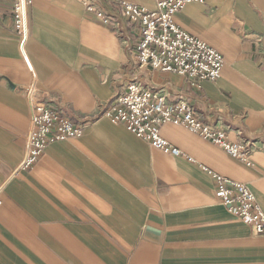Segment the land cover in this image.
<instances>
[{"label":"crops","instance_id":"obj_1","mask_svg":"<svg viewBox=\"0 0 264 264\" xmlns=\"http://www.w3.org/2000/svg\"><path fill=\"white\" fill-rule=\"evenodd\" d=\"M91 1L108 25L78 1L30 0L21 53L15 0H0V264H264V236L220 205L210 175L245 184L264 213V0H204L174 14L224 60L200 88L135 58L138 26L120 4L152 10L165 0ZM31 84L50 110L85 128L23 170ZM132 84L186 102L245 144L250 165L181 126L160 130L174 155L111 123L105 108Z\"/></svg>","mask_w":264,"mask_h":264},{"label":"built area","instance_id":"obj_2","mask_svg":"<svg viewBox=\"0 0 264 264\" xmlns=\"http://www.w3.org/2000/svg\"><path fill=\"white\" fill-rule=\"evenodd\" d=\"M73 1L81 2L86 11L93 13L102 24H109L104 10L93 1ZM29 2L15 0L13 8V25L20 36L21 53L27 36ZM194 2L203 3L204 0H165L157 2L152 10L122 2L120 8L127 22L138 26L139 38L133 51L139 67L182 76L190 86L200 88L202 83L215 82L219 78L224 60L217 51L174 24V14ZM26 97L31 114V131L21 164L24 169L33 166L48 145L79 138L84 130L83 126H72L47 108L33 84L28 87ZM105 116L111 123L121 124L132 135L164 154H179L160 136L161 128L169 124L188 129L250 165L249 149L245 144L230 143L224 132L201 122L186 102L167 104L162 97L139 85L128 86L122 96L107 106ZM211 179L220 205L255 234L264 236V213L250 189L245 184L218 175H211Z\"/></svg>","mask_w":264,"mask_h":264},{"label":"rangeland","instance_id":"obj_3","mask_svg":"<svg viewBox=\"0 0 264 264\" xmlns=\"http://www.w3.org/2000/svg\"><path fill=\"white\" fill-rule=\"evenodd\" d=\"M120 11H121V8H120ZM121 14H122V12H121ZM123 17V16H122ZM124 18V17H123ZM125 19V18H124ZM126 20V19H125ZM127 21V20H126ZM115 99H117V98H115ZM115 99H113V100H111V102L109 103V105L115 100ZM43 103V102H42ZM44 104V103H43ZM45 105V104H44ZM46 106V105H45ZM47 107V106H46ZM48 108V107H47ZM107 108V107H106ZM106 108H105V110H106ZM105 110H104V112H103V116L104 117H106L105 116ZM107 118V117H106ZM108 119V118H107ZM109 120V119H108ZM110 121V120H109ZM85 128V127H84ZM126 130V129H125ZM84 131V130H83ZM127 131V130H126ZM128 132V131H127ZM130 133V132H129ZM134 136V135H133ZM137 138V137H136ZM77 139V138H76ZM137 139H139V138H137ZM69 140H73V139H69ZM69 140H67V141H69ZM141 140V139H140ZM67 141H65V142H67ZM144 142H146V141H144ZM147 143V142H146ZM148 144V143H147ZM149 145V144H148ZM45 150V149H44ZM224 151V150H223ZM44 152V151H43ZM226 152V151H225ZM229 154V153H228ZM231 155V154H230ZM232 156V155H231ZM234 157V156H233ZM243 162V161H242ZM30 168V167H29ZM29 168H27V169H29ZM21 169H23V170H26V169H24V168H21ZM210 175H213V174H210ZM224 178V177H223ZM252 230V229H251Z\"/></svg>","mask_w":264,"mask_h":264}]
</instances>
